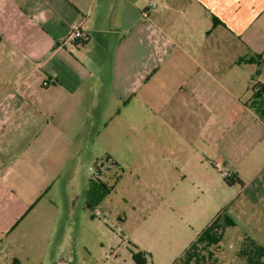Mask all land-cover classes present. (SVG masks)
Returning a JSON list of instances; mask_svg holds the SVG:
<instances>
[{"label": "crops", "instance_id": "obj_1", "mask_svg": "<svg viewBox=\"0 0 264 264\" xmlns=\"http://www.w3.org/2000/svg\"><path fill=\"white\" fill-rule=\"evenodd\" d=\"M82 19L85 45L66 43ZM254 88L264 89V0H0V188L17 221L13 264H45L51 250L47 264H79L70 247L81 231L103 246L109 220L128 227L126 215L81 213L88 169L106 155L114 189L133 163L163 172L154 187L183 171L202 188L188 206L210 207L204 230L226 213L234 225L220 244L233 229L230 239L264 247V101ZM224 173L242 185L227 187ZM211 185L232 194L208 200ZM172 201V214L138 218L133 248H116L126 256L115 264L155 250L140 236L175 225Z\"/></svg>", "mask_w": 264, "mask_h": 264}, {"label": "rangeland", "instance_id": "obj_2", "mask_svg": "<svg viewBox=\"0 0 264 264\" xmlns=\"http://www.w3.org/2000/svg\"><path fill=\"white\" fill-rule=\"evenodd\" d=\"M7 78L8 77H5L6 80ZM139 165V163H133L131 167L126 169L125 173L117 172L116 176L118 175V178L123 177L122 182H116V188L112 193L105 197L100 203L91 207V209L85 208L87 199L85 198V201L82 199L83 204L81 208L83 210L81 213L93 215L95 217H97L95 215L96 212L103 214V217H108L109 215L116 217L126 215L129 218V225L126 229H123L122 222L115 219L112 221L109 220L108 226L111 227L112 232L105 238L106 241L103 243V246L98 244L100 238L98 236L96 237V235L93 236V232L89 237L86 233L81 231L79 235L81 241H75L73 245L71 243L70 247V251L74 252L73 256L77 261L76 263L115 264L117 260H120L119 257L124 261L126 254H124L122 250L117 251L116 248L119 246H121L123 250H125V248H133V246L128 245V242L130 240V243H132V240H134L133 237L131 239L130 236L136 234L135 228L137 229L136 224H139L138 218L144 213L154 214L156 212H171L172 214V211L167 209L170 206L172 208L173 204H169V202H173L172 199L176 200L175 225L172 226V223L171 227H169L167 224L162 223L160 230H152L145 236L141 235L140 238H145L147 242L151 240L156 241V246L154 251H150L149 248L146 251L147 253L141 251L142 255H140L139 258L141 259V257L144 258L146 256L149 258L153 257L154 262L158 264H172L175 259L177 260V264H182L184 262L186 251L189 249L190 245L193 244V240L204 230V220L200 215L206 213L211 216L210 207L206 211L204 205L202 207L199 206V201L190 204L192 206V211L189 212L190 205L188 206V197L189 195L192 199H194L196 195L202 197L201 184L197 181V183L191 182L189 185L186 181H181L182 179H180V177L185 173L183 171H176L175 173L164 172V174H170L171 177L174 174L176 175V181L173 183L171 180L170 187H154V185H152V176L157 177L158 174L163 176V172H141ZM139 176L144 177L143 182ZM225 185H227L226 182ZM207 189L209 190L208 200L211 199V197H213L212 200H222V198L226 199L232 194V191L225 193V190L215 187L214 185L209 186ZM0 191L1 199H4V201L0 202V264H13V255L21 253L13 250L15 243L13 244L9 241L8 236L15 228L14 226L17 224V221L14 222L12 219L14 212L9 209L8 188L2 186ZM157 198H160V204L154 203ZM195 217H198V220H194L193 218ZM83 223L84 220H81L80 224L82 225ZM239 228V231L243 230L242 226H239ZM80 230L85 229L82 228ZM52 232L51 229L50 231L47 230L46 238L47 242L49 240L50 245L55 248L58 246L57 242L59 238L57 230L54 231V233ZM237 234L236 230L229 229L227 231L226 241H223L222 244L217 246L210 247L207 251H202L200 255L202 258H200L199 262L193 261L190 264H249L248 255H250L253 249L251 245L253 241L245 238L241 244V242H236L233 238L230 239V237H235ZM54 253V250L46 252L47 257L44 262L45 264H47L48 261L49 263L53 261ZM138 253V251H134V254L138 255ZM108 255L111 256L109 259L106 258ZM148 264H152L150 260Z\"/></svg>", "mask_w": 264, "mask_h": 264}, {"label": "trees", "instance_id": "obj_3", "mask_svg": "<svg viewBox=\"0 0 264 264\" xmlns=\"http://www.w3.org/2000/svg\"><path fill=\"white\" fill-rule=\"evenodd\" d=\"M86 39L82 42L85 45ZM255 97L257 104H261L264 101V89L260 88L258 91L254 88ZM259 109V106L257 107ZM115 167V164H114ZM108 173H103L91 178L90 187L88 190L86 208L91 209L98 203H100L105 197H107L113 190L114 185H109V183L103 178ZM231 179V178H230ZM225 179L226 183L230 186L242 185V182L237 179ZM234 223L228 218L226 213L220 214L198 237L195 243H193L190 248L186 251L184 257V262L182 264H190L193 261L199 262L200 255L202 251H207L212 246H217L220 244L223 238L224 230L227 227L233 226ZM253 249L248 255L249 264H264V247L257 245L256 243H251ZM142 255L141 252L133 254V260L136 264H145L146 260L139 256Z\"/></svg>", "mask_w": 264, "mask_h": 264}, {"label": "built area", "instance_id": "obj_4", "mask_svg": "<svg viewBox=\"0 0 264 264\" xmlns=\"http://www.w3.org/2000/svg\"><path fill=\"white\" fill-rule=\"evenodd\" d=\"M157 5L155 3H152L150 5V8L155 9ZM86 26L85 19H82L79 24L76 26L74 33L68 37V39L65 41L66 43H75L77 47L83 46L82 42L85 40L84 36V30ZM258 91V89H257ZM112 170H114V164L111 161L109 156H103L99 158L93 166L90 167L89 172L91 174V177H95L98 175H102L103 173H109ZM224 179H230L232 177V174L230 173H224L223 174ZM97 217H100L101 213L96 212L95 214ZM111 256H106L107 259H109Z\"/></svg>", "mask_w": 264, "mask_h": 264}]
</instances>
